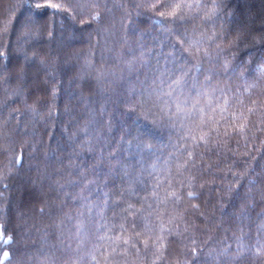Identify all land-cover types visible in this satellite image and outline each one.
Returning a JSON list of instances; mask_svg holds the SVG:
<instances>
[{"label":"trees","instance_id":"16d2710c","mask_svg":"<svg viewBox=\"0 0 264 264\" xmlns=\"http://www.w3.org/2000/svg\"><path fill=\"white\" fill-rule=\"evenodd\" d=\"M0 264H264V0H0Z\"/></svg>","mask_w":264,"mask_h":264},{"label":"snow or ice","instance_id":"6c2138e0","mask_svg":"<svg viewBox=\"0 0 264 264\" xmlns=\"http://www.w3.org/2000/svg\"><path fill=\"white\" fill-rule=\"evenodd\" d=\"M53 7H58V5H53ZM175 8H179L180 7V5H175L174 6ZM174 14V13H173ZM143 103V102H142ZM180 110V106L179 105H177V111H179ZM162 111H164L163 109H162ZM164 115L165 116H168V113H167V111H164ZM170 118V117H169ZM189 155H191V153H189ZM18 163H19V161H17ZM189 195L191 196L192 194L191 193H189ZM10 239V238H9ZM5 255H7V253H5Z\"/></svg>","mask_w":264,"mask_h":264}]
</instances>
